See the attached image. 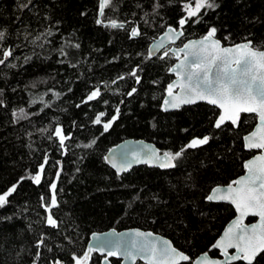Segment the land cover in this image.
I'll list each match as a JSON object with an SVG mask.
<instances>
[{
	"label": "trees",
	"instance_id": "1",
	"mask_svg": "<svg viewBox=\"0 0 264 264\" xmlns=\"http://www.w3.org/2000/svg\"><path fill=\"white\" fill-rule=\"evenodd\" d=\"M190 2L112 0L101 15L100 0H0V32L5 34L0 59L3 50L12 51L0 65V194L16 185L0 208V264H74L73 255L87 250L93 233L135 227L171 239L191 258L181 264H192L205 252L221 256L211 246L236 211L206 197L213 187L245 172L243 164L256 151L246 149L243 137L257 116L242 114L237 127L226 123L217 130L213 125L220 110L215 106L162 108L177 58L169 47L149 57V47L169 26L180 29L179 20L187 15L184 4ZM215 3L219 7L201 10L198 22L196 17L186 22L181 43L215 27L224 44L251 40L264 46V0ZM112 20L123 26L112 28ZM133 28L140 35L131 37ZM165 50L169 56L161 59ZM133 70L140 83L130 75ZM96 88L100 96L82 103ZM132 88L137 91L127 95ZM117 107L118 119L104 132L103 123ZM21 109L27 115L18 119ZM100 112L105 113L102 123L94 124ZM57 127L70 136L63 147L54 134ZM204 135L212 137L209 143L187 149L169 170L143 165L118 176L104 159L127 138L146 139L162 152L175 153ZM92 140L91 148L82 146ZM41 164L36 184L30 177ZM51 183L57 184L56 228L47 225L49 213L42 206L50 203ZM102 259L93 252L89 264ZM110 259L121 263L116 256ZM253 264H264V253Z\"/></svg>",
	"mask_w": 264,
	"mask_h": 264
},
{
	"label": "snow or ice",
	"instance_id": "2",
	"mask_svg": "<svg viewBox=\"0 0 264 264\" xmlns=\"http://www.w3.org/2000/svg\"><path fill=\"white\" fill-rule=\"evenodd\" d=\"M194 3V7H193ZM112 4V0H100V13L103 15L104 9ZM26 7V5H24ZM156 7H159L157 4ZM219 7L215 0H192L190 3L184 4V10L187 15L179 20V27L183 29L186 22L193 17L199 21L198 14L202 9H213ZM97 23H100L98 20ZM112 28L122 27L115 20L110 22ZM217 29L212 27L205 36L199 40H191L184 43L182 47L176 48L172 55L180 60L171 72L176 74V81L168 84L166 89V98L163 101L164 110L180 109L184 105H193L198 101H206L220 109V113L214 121L213 127L220 130L226 123H230L233 127H237L242 114H256L259 123L250 134L243 137L244 145L247 149L262 150L261 154L247 160L243 167L246 174L230 182L226 187L215 186L210 190V194L206 197L208 201H229L234 207L238 215L228 225L222 236L211 246L219 249L223 260L210 259L208 253L195 261V264H233V262H243V264H253L257 257L264 253V46H254L253 41L246 40L243 43L235 44L231 47L222 46L221 41L216 39ZM50 34V33H49ZM140 35V32L133 28L131 37ZM183 35L178 29L169 28L168 31L160 38V41L154 44L155 49H163L165 40L175 42ZM4 32H0V41L4 39ZM39 39V37H37ZM79 48V44L74 45ZM61 54L65 55L61 49ZM153 49H149L148 55L151 57ZM183 54V59H180ZM10 49L3 50V59H0V65L11 57ZM169 56V51L165 50L161 59ZM75 66V65H73ZM15 67V65H11ZM135 77L136 82L140 83V77L133 70L130 73ZM123 79V77H120ZM137 91L132 88L127 95L131 96ZM100 89L96 88L82 103L96 100L100 96ZM59 96V93L56 94ZM47 106V105H46ZM79 107V105H77ZM116 115L110 120L103 123V130L107 132L118 119L120 112L119 107L116 108ZM19 118H26L24 110H20ZM15 116L16 113H13ZM104 112H100L93 120L94 124H101ZM44 131V129H41ZM59 138L61 147L64 146L65 140L70 136H65L60 127L55 129L54 133ZM209 135L202 138H193L187 145L182 147L175 153L164 151L162 154L151 146H145V150L141 152L132 151L130 153L132 160L129 162L117 163L114 157L105 156L104 159L111 163L116 169L117 175L127 172L132 162L143 163L156 166L162 169L175 168L177 161L187 149H195L197 147L209 143ZM96 143L82 145L85 148H91ZM47 160L45 159V162ZM44 171V164L40 165L38 172L30 178L36 184L41 182V175ZM59 177V173H57ZM24 177H21L23 180ZM52 191L50 203L42 205L49 213L46 217L47 225L56 228L58 221L52 214V209L58 207L57 202V184L51 183ZM16 191V185L10 187L3 194H0V208L9 203V197ZM44 199L43 197L41 198ZM258 217V223L245 224V217ZM115 236H128V239H117L115 242H108L110 246L100 245L93 247L89 245L88 249L81 255H73L74 264H89L91 254L93 252H106L107 257L123 256L125 259L131 260L135 264L139 257L146 261V264H180L187 262L190 257L182 251H178L167 240L159 237H153V233L135 231L128 234H117ZM153 237L152 239H149ZM95 239L99 240L97 236ZM43 243V239L39 242ZM39 246V244H38ZM234 249L233 253L229 250ZM39 253H37V256ZM55 264H62L56 261Z\"/></svg>",
	"mask_w": 264,
	"mask_h": 264
},
{
	"label": "water",
	"instance_id": "3",
	"mask_svg": "<svg viewBox=\"0 0 264 264\" xmlns=\"http://www.w3.org/2000/svg\"><path fill=\"white\" fill-rule=\"evenodd\" d=\"M169 28L177 29V28H175V27H173V26H169V27H168L163 33H161L158 37H156V38H154V39L152 40V42H151V44H150V47H149V49H153V54H152L151 57H155V56H157L161 51H163V50L166 49L167 47H169V51L172 53L176 48H178V47H182L184 43H187L188 41H191V40H199V39H201V38L203 37V36H202V37H199V38H190V39H187L186 41H184L183 43H181L182 38L184 37L185 32H184V29H178V30H180V31L183 32V35L180 36L179 39L175 40L174 43L171 42V41L165 40V47H164L163 49H155V48L153 47L154 44H156V43H158V42L160 41V38L164 35V33H165L166 31H168ZM204 36H205V35H204ZM215 38H216V39H219V38H217V37H215ZM219 40H220V39H219ZM220 41H221L222 46L231 47V46L235 45V44L227 45V44H224V43L222 42V40H220ZM243 42H245V41H243ZM243 42H239V43H243ZM239 43H236V44H239ZM176 58H177V57H176ZM180 59H183V54H180ZM179 62H180V60L177 59V60L175 61V63L171 66V68H173V67H174L176 64H178ZM171 68H170V69H171ZM170 73L174 75V79L171 81V83H173L174 81H176L177 77H176V74H175V73H173V72H171V71H170ZM166 95H167V93H166ZM166 95H165L164 99L166 98ZM164 99H163V101H164ZM198 103H207V102H206V101H198L196 104H198ZM196 104H193V105H196ZM207 104H208V103H207ZM209 105H210V104H209ZM184 106H189V105H184ZM184 106H182V107H184ZM212 106H213V105H212ZM162 108L164 109L163 102H162ZM175 110H177V109H168L167 111H168V112H171V111H175ZM219 110H220V109H219ZM248 114H252V113H248ZM255 115H256V114H255ZM256 116H257V115H256ZM258 123H259V120H258V116H257V123H256L255 127H254L249 133H247L246 135L250 134L253 130H255V128H256V126L258 125ZM145 146H151V147L155 148L156 150H158L161 154L163 153V152L161 151V149H160V148H159L154 142H151V141H148V140H146V139H142V138H127V139H125V140L119 142L117 145L113 146V147L108 151V153H107L106 156L114 157V158L116 159L117 163H121V162H129V161L132 160L130 153H131L132 151L141 152L142 150H145ZM246 149H247V148H246ZM247 150H249V149H247ZM252 150H255L256 153H255L252 157H250L249 159H252L254 156L261 154V151H262V150H258V149H252ZM249 159H247V160H249ZM247 160H246V161H247ZM246 161H245V162H246ZM107 162H108V161H107ZM174 163H175V162H174ZM108 164L112 167L111 163L108 162ZM143 165H146V166H149V167H156V166H152V165H148V164L132 162V166H131V168H130L128 171L132 170V169L135 168V167L143 166ZM112 168H113V167H112ZM158 168H159V167H158ZM113 169H114V168H113ZM161 169H162V168H161ZM169 169H172V168H168V169H164V170H169ZM114 170L116 171V169H114ZM123 173H124V172H123ZM42 174H43V172L40 173L41 177H42ZM120 174H122V173H120ZM245 174H246V170H245V172H244L242 175H245ZM242 175H241V176H242ZM239 177H240V176H239ZM239 177H238V178H239ZM218 186L226 187L227 185H218ZM212 202H223V203H228V204L232 205L229 201H212ZM232 206H233V205H232ZM233 207H234V206H233ZM234 209H235V207H234ZM235 211H236V210H235ZM237 215H238V213L236 212L235 217H234V218H233V219H232V220L226 225V227L224 228V230L222 231V233H221L220 236L223 235L225 229H226V228L228 227V225H229V224H230V223L236 218ZM250 217H251V216H249V217H245V219H244V223H245V224L258 223V220H259L258 217H254L255 220L252 221V222H247V219L250 218ZM137 230H138V231H141V232H145V233L151 232V233H153V237H159V238H161V239H163V240H167V241H169V242L171 243V245H172L173 247H175L178 251H181L180 249H178V248L174 245V243L172 242V240L169 239L168 237H166V236H164V235H161V234H158V233H155V232H153V231H151V230H145V229H141V228H137V227H135V228L123 229V230H117V229L112 228V229H109V230H106V231H102V232H95V233H93V234L91 235V238H90V240H89V243H88L87 249H88L89 245H92L93 247H97V246H100V245H107V246H110L108 242H115L117 239H128V238H129V237L126 236V235L123 236V237L115 236V235H113L114 232L117 233V234H128V233H133V232H135V231H137ZM97 236L100 238L99 240L95 239V237H97ZM220 236L218 237V239L220 238ZM153 237H150L149 239H152ZM213 249H214V248H213ZM216 250H218V251L220 252L219 249H216ZM234 251H235L234 249H230V250H229L230 253H233ZM182 252H183V251H182ZM97 253L103 257L101 264H106V260H105L106 252H105V253L97 252ZM183 253H184V252H183ZM205 253H206V252H205ZM184 254L187 255L186 253H184ZM203 254H204V253H202V254H200L198 257H196V258L192 261V264H195V261L198 260V259H200V258L203 256ZM220 255H221V253H220ZM187 256H189V255H187ZM208 256H209L210 259H219V260H223V259H224V257H223L222 255H221L220 257H213V256H211V255L208 253ZM116 257L119 258V259L121 260V263H120V264H133V262H132L131 260L125 259L123 256H116ZM189 257H190V256H189ZM190 259H191V258H190ZM139 261H141V262H143V263L146 264V261L143 260V259H141V258H139V257L136 259L135 264H138ZM189 261H190V260H189ZM183 262H184V261L180 262V264L183 263ZM187 262H188V261H187ZM254 262H255V261H254ZM254 262H253V263H254ZM107 264H113V262L111 261L110 257H107Z\"/></svg>",
	"mask_w": 264,
	"mask_h": 264
},
{
	"label": "rangeland",
	"instance_id": "4",
	"mask_svg": "<svg viewBox=\"0 0 264 264\" xmlns=\"http://www.w3.org/2000/svg\"><path fill=\"white\" fill-rule=\"evenodd\" d=\"M194 7V6H193Z\"/></svg>",
	"mask_w": 264,
	"mask_h": 264
}]
</instances>
